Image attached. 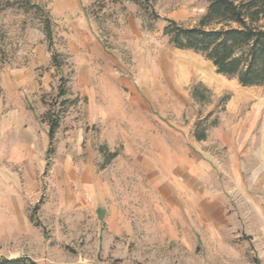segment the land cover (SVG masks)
I'll return each instance as SVG.
<instances>
[{
	"label": "rangeland",
	"instance_id": "374dc122",
	"mask_svg": "<svg viewBox=\"0 0 264 264\" xmlns=\"http://www.w3.org/2000/svg\"><path fill=\"white\" fill-rule=\"evenodd\" d=\"M6 1L0 0V8ZM30 1L48 11L52 0ZM89 2L80 0L88 7L96 32L78 25L75 16L72 26L54 24L52 48L59 53V69L50 73L39 69L37 76L48 75L50 85L36 98L30 97L28 105L37 109L42 103L45 114L61 115L59 150L56 144L47 171L35 168L31 179L24 167H17L20 179L6 180L4 186L0 182V258L26 256L37 264H222L223 258L226 264H238V252L245 257L243 264H263L257 236L232 237L222 254L214 253V247L203 248L195 224H181L170 212H162L155 200L159 194H150L144 184L134 185V176L142 172L131 170L126 156L118 163L122 149H110L100 140L99 128L90 123L91 78L156 74L167 85L164 90L176 92L174 84L184 76L190 81L180 89L189 93V113L197 111L203 118L212 113L208 132L222 124L223 137L246 138L245 148H264V89L242 87L237 80L218 75L202 56L174 49L163 34L167 20L185 27L198 25L208 3L146 0L139 6L127 0H92L89 6ZM42 21L37 10L0 11V115L8 110L2 79L43 45ZM67 37L72 38L73 50ZM96 38L102 54H93L92 61L88 54H78L85 40L88 46ZM60 87L65 96H59ZM195 88L208 97L205 103L193 100ZM214 121L218 124L211 126ZM257 137L255 146L252 141ZM68 138L73 141L67 142ZM8 168L7 163L0 165L5 177ZM233 197L231 209L243 223L247 205L240 190L234 189ZM185 226L191 231L186 232Z\"/></svg>",
	"mask_w": 264,
	"mask_h": 264
},
{
	"label": "crops",
	"instance_id": "0c3cea01",
	"mask_svg": "<svg viewBox=\"0 0 264 264\" xmlns=\"http://www.w3.org/2000/svg\"><path fill=\"white\" fill-rule=\"evenodd\" d=\"M49 12L56 27L72 26L75 16L78 25L96 32V23L80 0H52ZM42 38L44 43L32 51L33 57L9 70L1 82L8 110L0 115V165H9L7 177L0 172L1 186L8 185L6 180L20 179L17 167H24L32 179L36 176L33 169L47 166L49 128L42 121L46 109L42 103L37 109L28 105L30 97L36 98L50 85L48 75L37 76L39 69L47 68L49 73L57 69L52 65L53 50L45 34ZM67 40L73 50L72 38ZM87 41L78 54H88L92 61L93 54H102L103 47L97 38L88 46ZM179 79L174 84L176 92H167V85L156 74L91 78L90 123L99 128L100 140L110 149H122L124 156L117 155L118 163L126 156L127 163L133 165L131 170L142 172L134 176V185L144 184L150 194H159L155 200L162 212H170L181 224H195L197 242L203 248L214 247V253L222 254L232 237L242 233L257 236L264 264V148L261 152L258 146L245 148L246 138L223 137L222 124L220 129L207 131L206 140L194 138L196 124L204 118L197 111L189 113V93L180 87L190 78ZM82 128L80 142L85 137ZM252 142L256 146L258 137ZM259 152L263 156L260 162ZM67 165H72L71 158ZM234 189L240 190L247 205L243 223L239 213L231 209ZM184 229L191 231L189 226ZM236 257L238 264H243L245 257L238 252ZM221 261L226 264L223 258Z\"/></svg>",
	"mask_w": 264,
	"mask_h": 264
},
{
	"label": "trees",
	"instance_id": "16d2710c",
	"mask_svg": "<svg viewBox=\"0 0 264 264\" xmlns=\"http://www.w3.org/2000/svg\"><path fill=\"white\" fill-rule=\"evenodd\" d=\"M142 6L146 0H127ZM208 3L205 14L198 25L185 27L173 20H167L163 34L168 37L174 49L194 52L211 63L218 75L237 80L242 87H262L264 89V0H204ZM20 9L25 12L37 10L43 17V30L53 50L54 23L49 10L32 3L30 0H7L0 8ZM52 65L59 69V53L53 50ZM62 80V78L60 79ZM192 98L205 103L208 97L199 88L192 90ZM67 93L60 87L59 96ZM66 101H63L65 105ZM210 113L204 119L198 120L194 138L206 140L207 121ZM42 121L49 128V148L46 153L47 166L50 168L52 156L56 152V136L59 131L61 115L46 112ZM218 123L214 121L211 126ZM117 154H110L115 158ZM0 264H37L26 256L19 258H0Z\"/></svg>",
	"mask_w": 264,
	"mask_h": 264
}]
</instances>
